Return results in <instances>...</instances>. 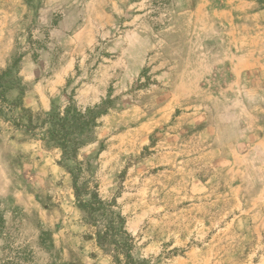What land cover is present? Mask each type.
I'll return each mask as SVG.
<instances>
[{
  "label": "rangeland",
  "instance_id": "1",
  "mask_svg": "<svg viewBox=\"0 0 264 264\" xmlns=\"http://www.w3.org/2000/svg\"><path fill=\"white\" fill-rule=\"evenodd\" d=\"M0 91V264H126L77 166L138 264H264V0H0Z\"/></svg>",
  "mask_w": 264,
  "mask_h": 264
},
{
  "label": "trees",
  "instance_id": "2",
  "mask_svg": "<svg viewBox=\"0 0 264 264\" xmlns=\"http://www.w3.org/2000/svg\"><path fill=\"white\" fill-rule=\"evenodd\" d=\"M0 100L7 101L6 97L0 91ZM104 109L99 107L97 110H89V113L96 118ZM74 117L71 106H68L66 112L61 116L51 115L48 121L53 123L55 128H49V133L59 136L62 139L64 156L66 159H73L75 157V149L70 146L69 135L74 132ZM47 122V121H45ZM36 126H33L35 128ZM81 166L75 167L71 173L73 175V186L77 198L80 200L82 206L87 209L90 214V219L94 222H100L103 225V230L97 232V240L99 244H104L108 239L113 238L117 241L122 249L125 251L126 264H138L134 259L131 249L133 238L124 227V219L117 214L111 207V204L105 202L96 194L91 200L83 198V192L80 186Z\"/></svg>",
  "mask_w": 264,
  "mask_h": 264
}]
</instances>
